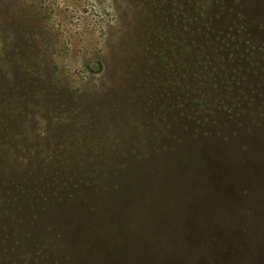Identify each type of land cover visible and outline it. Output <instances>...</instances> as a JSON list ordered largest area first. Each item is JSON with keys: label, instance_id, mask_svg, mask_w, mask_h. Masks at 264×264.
Listing matches in <instances>:
<instances>
[{"label": "rangeland", "instance_id": "obj_1", "mask_svg": "<svg viewBox=\"0 0 264 264\" xmlns=\"http://www.w3.org/2000/svg\"><path fill=\"white\" fill-rule=\"evenodd\" d=\"M204 1L0 0L1 197L33 210L0 226V264L53 262L57 230L74 221V209L65 199L56 214L50 193L68 189L77 206L103 199L125 161L182 148L215 194L207 210L141 212V234L115 241L97 264H219L220 255L224 264H264V0ZM41 85L44 104H33ZM208 150L251 171L238 186L224 175L217 189L204 168L215 160ZM235 185L245 191L240 202ZM9 209L0 201V214ZM216 233L228 243L240 235L236 251ZM190 238L203 248L190 250ZM167 239L174 246L159 252L155 241Z\"/></svg>", "mask_w": 264, "mask_h": 264}, {"label": "trees", "instance_id": "obj_2", "mask_svg": "<svg viewBox=\"0 0 264 264\" xmlns=\"http://www.w3.org/2000/svg\"><path fill=\"white\" fill-rule=\"evenodd\" d=\"M203 4L207 7L213 6L212 0H205ZM198 20V17L194 19V21L197 22ZM39 89L41 90L40 95L31 98V103L33 104H44L42 97L43 93L46 91L42 85ZM23 102H25V100H23ZM262 132H264V128ZM182 140H184V138L179 136L178 141ZM233 142L236 148L238 147L241 149L240 152L242 155L248 152V149L244 151L245 148L241 147V142L238 140H234ZM208 151L215 160L208 161L207 166L204 168L211 175L208 181L213 182V186L217 189L224 188L226 179L230 178L225 176L231 175V177H234L236 179L235 184L238 186L239 174H241L243 170L245 172L248 170L251 171L249 167H244L243 165H232L230 161H233L224 153L214 154L215 152L212 153V151ZM172 152L173 151H169L168 153L160 154L158 158L149 156L140 159L138 163L131 164L125 161L114 177V181L117 182L116 186L109 189L107 193H104L102 196L105 198L103 199L97 198V201L90 200L87 203L77 206L78 200H76L72 194L68 193V189L62 192L54 191L50 193L53 194V196L49 200L51 204H55L54 210L56 214L62 212V210L66 208L65 199L69 200L68 204L72 206L70 209H74L70 216L74 218V221L71 224L67 223V225H65V232L57 230L58 234H63V236L59 240L60 244H54L56 250H53L54 254L51 256V258L53 257V262H50V264H97L98 257H108L111 252H113L114 243L118 244V242L115 241L120 240L126 243L125 241L127 239L131 240V238L141 234L137 233L138 229L135 227V225L141 226L142 221L145 220L141 212H148L150 216L154 214L156 217H166L167 212L165 210L167 208L171 209L187 206H192L201 211L204 210L203 212H205L207 209L204 207V204L208 202L209 199L212 200V198H214L212 196L215 195L212 191L209 192V188L205 186L204 178L207 176L203 177L202 170L199 169L198 164L195 169L190 168L193 162L191 158H196V156L191 157L188 155V160H185L181 153H186L187 155L188 151L186 149L182 148L177 152ZM236 185L234 186V194L239 198L238 200L240 202L243 200L242 195L245 191L238 192L236 190ZM61 188L62 187L59 189ZM50 190L51 189L47 191L49 192ZM1 193L0 190V201H4L5 199L8 201L10 200V204L13 207V209L5 211V214H0V226H3V228L5 224H14L16 218H19L21 221L22 219H26L25 217H27V215H22L20 214L21 212L16 216L15 213L18 210L21 209L22 212H33L31 205L20 204L15 207L17 198L15 196L10 197L9 193H5L6 196L4 195L1 197ZM57 194H60L59 200L54 201V196ZM68 194L69 197L66 198ZM226 196L230 195L226 194ZM224 198L225 195L221 193L218 196L217 202H222ZM259 198H261V201L264 203V183L262 182H260ZM41 199L46 201L47 197H42ZM82 201L85 202V200ZM40 203L41 205H35V209L43 208L47 204H44V202ZM213 236H216V243H221L224 250L227 248L234 250V247H238L239 245L240 235L234 234L230 240L231 243H228V239L218 233L213 234ZM13 238H15V236ZM14 240L17 241L16 238ZM155 242L159 252H161L160 246L166 244L165 253L169 252L175 244V241L170 239ZM185 242V245L187 244L190 250L191 243L196 245L197 249L203 248L202 245L204 243L200 241L197 243V241L192 238ZM77 244H79V246H77ZM78 249L86 250L84 251L87 253L86 256L77 254L79 251ZM234 251H236V249ZM183 253L184 251L181 252L182 256H184ZM220 257L222 260L217 261H222L219 264H224L226 259L225 256L220 255ZM195 262L198 263L196 260ZM46 263L48 264V261Z\"/></svg>", "mask_w": 264, "mask_h": 264}]
</instances>
